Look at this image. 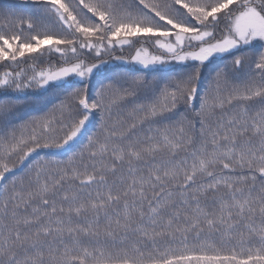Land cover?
<instances>
[{"label": "snow or ice", "instance_id": "6c2138e0", "mask_svg": "<svg viewBox=\"0 0 264 264\" xmlns=\"http://www.w3.org/2000/svg\"><path fill=\"white\" fill-rule=\"evenodd\" d=\"M0 69V264H264V0H10Z\"/></svg>", "mask_w": 264, "mask_h": 264}, {"label": "trees", "instance_id": "16d2710c", "mask_svg": "<svg viewBox=\"0 0 264 264\" xmlns=\"http://www.w3.org/2000/svg\"><path fill=\"white\" fill-rule=\"evenodd\" d=\"M9 2H10V0H0V12H4V11L7 10V6H8V4H9ZM138 47H141V44H137V45H135L134 47H131V48L125 46L123 49H121V48L118 47V48L116 49V51H115L114 53H112V55H113V56H124V57L127 58V57H130L132 54H134L136 48H138ZM143 47L148 48L150 52H154V51H155V49L152 48V46H151L150 44H144ZM104 59H109V57L106 56V57H104ZM29 63H30V62H29ZM118 64H120L119 61H113L112 63H110V64L108 65V67H109V68H114V67H116ZM43 66H45L43 63L38 62V70H39V67H43ZM21 67H27V64H25V65H21ZM0 71H3V69H0ZM50 99H51V97H50ZM52 102L55 103V100L53 99ZM51 106H52L51 104L48 105L49 108H50ZM30 114H36V113L33 112V113H30ZM25 118H27V117H25ZM42 155H43V153H42ZM54 158H55V159H58V160H61V159H62V160H66V159H67L66 156H61V155H56Z\"/></svg>", "mask_w": 264, "mask_h": 264}]
</instances>
